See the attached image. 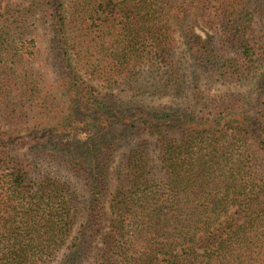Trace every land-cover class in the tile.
<instances>
[{"label":"trees","instance_id":"16d2710c","mask_svg":"<svg viewBox=\"0 0 264 264\" xmlns=\"http://www.w3.org/2000/svg\"><path fill=\"white\" fill-rule=\"evenodd\" d=\"M0 264H264V0H0Z\"/></svg>","mask_w":264,"mask_h":264},{"label":"rangeland","instance_id":"374dc122","mask_svg":"<svg viewBox=\"0 0 264 264\" xmlns=\"http://www.w3.org/2000/svg\"><path fill=\"white\" fill-rule=\"evenodd\" d=\"M196 32L198 33V34H203L202 32V30L201 29H196ZM44 57V55H43V53H41V58H43Z\"/></svg>","mask_w":264,"mask_h":264}]
</instances>
